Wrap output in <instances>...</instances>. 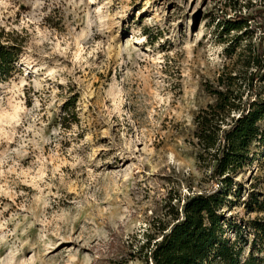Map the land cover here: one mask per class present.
<instances>
[{
	"label": "rangeland",
	"instance_id": "obj_1",
	"mask_svg": "<svg viewBox=\"0 0 264 264\" xmlns=\"http://www.w3.org/2000/svg\"><path fill=\"white\" fill-rule=\"evenodd\" d=\"M249 2L262 4L0 0V31L23 44L20 72L0 82V264H104L142 242L167 197L209 188L193 116L228 75L243 100L261 85L248 93L249 50L227 56L217 35ZM252 152L224 208L239 223L263 215L244 206L264 193V145Z\"/></svg>",
	"mask_w": 264,
	"mask_h": 264
},
{
	"label": "trees",
	"instance_id": "obj_2",
	"mask_svg": "<svg viewBox=\"0 0 264 264\" xmlns=\"http://www.w3.org/2000/svg\"><path fill=\"white\" fill-rule=\"evenodd\" d=\"M248 4L245 10L219 20L217 35L221 41L230 40L227 56L239 46L249 50L252 59L246 65L252 72L244 79L248 93L256 81L261 85L243 100V91L234 87L237 76L228 75L223 88L206 87L213 100L193 116L196 163L212 183L204 191L175 197L177 203H172L173 196L167 197L162 216L152 220L153 227L145 230L142 242L104 264H264V193L250 191L244 202L247 211L263 215L239 223L224 214L242 191L236 176L252 162V149L264 145V0ZM256 31L262 34L254 45L251 39ZM12 33L0 31V82L20 72L23 44ZM74 107L75 98L63 103L62 124L74 115ZM226 231L233 232L234 238Z\"/></svg>",
	"mask_w": 264,
	"mask_h": 264
}]
</instances>
